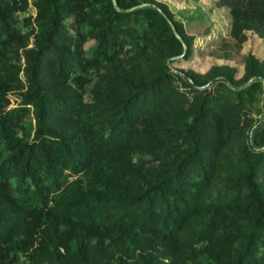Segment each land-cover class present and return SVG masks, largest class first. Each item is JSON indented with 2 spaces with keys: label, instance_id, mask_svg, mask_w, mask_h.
<instances>
[{
  "label": "trees",
  "instance_id": "16d2710c",
  "mask_svg": "<svg viewBox=\"0 0 264 264\" xmlns=\"http://www.w3.org/2000/svg\"><path fill=\"white\" fill-rule=\"evenodd\" d=\"M214 4L221 45L264 39V0ZM188 33L158 0H0V264H264V62L185 68Z\"/></svg>",
  "mask_w": 264,
  "mask_h": 264
},
{
  "label": "rangeland",
  "instance_id": "374dc122",
  "mask_svg": "<svg viewBox=\"0 0 264 264\" xmlns=\"http://www.w3.org/2000/svg\"><path fill=\"white\" fill-rule=\"evenodd\" d=\"M168 4L174 17L181 21L188 34L192 36V56L179 58L178 64L185 68L205 71L211 64L226 63L236 67V76L243 72L240 62L242 52H252L264 62V39L256 33L250 32L248 39L238 51L229 43L226 47L220 43L228 40L227 31L230 26V15L226 7L216 6L214 0H158ZM32 11V8H29ZM91 39L86 42L90 51ZM264 104V87L260 91L257 104ZM252 114L256 112L252 110ZM249 130V128H246ZM20 264H28L22 259Z\"/></svg>",
  "mask_w": 264,
  "mask_h": 264
},
{
  "label": "built area",
  "instance_id": "2783aa9c",
  "mask_svg": "<svg viewBox=\"0 0 264 264\" xmlns=\"http://www.w3.org/2000/svg\"><path fill=\"white\" fill-rule=\"evenodd\" d=\"M40 264H50V263H48V262H43V263H40Z\"/></svg>",
  "mask_w": 264,
  "mask_h": 264
}]
</instances>
